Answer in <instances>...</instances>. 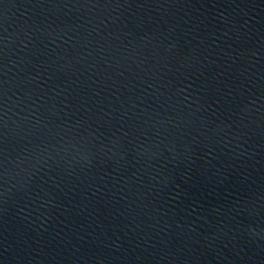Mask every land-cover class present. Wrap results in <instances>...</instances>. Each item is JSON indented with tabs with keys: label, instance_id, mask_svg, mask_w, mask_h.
Returning a JSON list of instances; mask_svg holds the SVG:
<instances>
[{
	"label": "water",
	"instance_id": "obj_1",
	"mask_svg": "<svg viewBox=\"0 0 264 264\" xmlns=\"http://www.w3.org/2000/svg\"><path fill=\"white\" fill-rule=\"evenodd\" d=\"M0 264H161L101 0H0Z\"/></svg>",
	"mask_w": 264,
	"mask_h": 264
}]
</instances>
